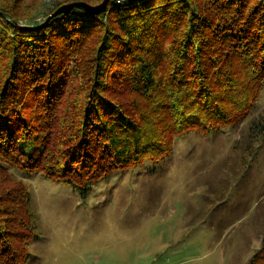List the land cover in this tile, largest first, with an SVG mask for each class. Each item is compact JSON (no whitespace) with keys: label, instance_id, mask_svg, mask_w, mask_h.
<instances>
[{"label":"trees","instance_id":"trees-1","mask_svg":"<svg viewBox=\"0 0 264 264\" xmlns=\"http://www.w3.org/2000/svg\"><path fill=\"white\" fill-rule=\"evenodd\" d=\"M44 1L0 0V264H27L42 237L17 172L87 198L177 138L241 125L264 91V0H112L42 25L104 0ZM248 132L264 141V113Z\"/></svg>","mask_w":264,"mask_h":264},{"label":"rangeland","instance_id":"rangeland-1","mask_svg":"<svg viewBox=\"0 0 264 264\" xmlns=\"http://www.w3.org/2000/svg\"><path fill=\"white\" fill-rule=\"evenodd\" d=\"M263 113L264 91L241 125L177 138L169 157L115 173L87 198L17 172L42 233L27 264H250L264 237V141L248 129Z\"/></svg>","mask_w":264,"mask_h":264},{"label":"water","instance_id":"water-1","mask_svg":"<svg viewBox=\"0 0 264 264\" xmlns=\"http://www.w3.org/2000/svg\"><path fill=\"white\" fill-rule=\"evenodd\" d=\"M110 1H112V0H104L98 6H90L89 4H87L85 2H73V3L65 4V5L59 7L49 17H47L45 19V21L42 23V25L46 24L52 18H54L60 14L69 13L70 11L75 10V9H82V10L88 11V12L93 13V14H100L101 12H103L106 9V7L110 3ZM126 1H134V0H126Z\"/></svg>","mask_w":264,"mask_h":264}]
</instances>
